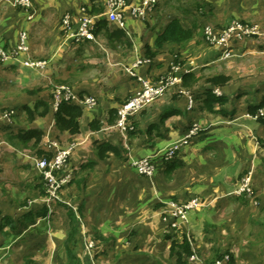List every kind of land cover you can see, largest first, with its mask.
<instances>
[{
	"label": "crops",
	"instance_id": "1",
	"mask_svg": "<svg viewBox=\"0 0 264 264\" xmlns=\"http://www.w3.org/2000/svg\"><path fill=\"white\" fill-rule=\"evenodd\" d=\"M14 1L0 0V43L13 51L25 31L29 46L27 54L0 65V71L10 85L44 82L49 89L25 90L27 85L25 92L9 89L0 93V110L8 113L0 117V264L32 260L39 264L40 259L48 264L57 258L62 264H74L71 257L89 256L95 240L100 245L99 264H166L162 246H157L158 236L149 240L123 237L115 230L121 221L105 218L103 196L109 194L112 201H120L122 182L126 191H131L126 178L153 185L152 180L131 172V158L159 161L161 180L165 176L172 179L170 187L175 191L171 194L193 195L212 203L236 195L241 176L254 170L253 184L264 212V107L260 116L250 111L264 103V44L253 50L259 59L255 76L248 73L246 79L231 78L230 60L237 55L222 59L221 52L195 36L196 29L190 28L184 17L163 7L155 8L144 20L126 10L121 27L107 19L108 0H35L32 14L16 11ZM129 1L139 5L145 0ZM67 13L72 15L68 33L61 26ZM86 16L95 22L93 40L72 38ZM256 16L264 33V0H257ZM173 20L192 30L193 39L184 46L170 43L157 48L158 36ZM27 60L45 61L47 67L27 66ZM174 65L180 67L185 93L194 97L192 111L186 94L169 91L136 120L137 134L124 135L118 128L119 110L141 90L138 77L157 80L168 75ZM129 70L138 77L131 76ZM220 70L224 76H219ZM13 72L17 73L14 79ZM60 86L68 87L80 99L93 97L97 101L94 108L72 103L83 112L75 135L56 128L58 109L53 93ZM23 92L32 97L30 103L21 101ZM209 92L224 103L207 106ZM194 126L200 131L177 152L176 170L168 174L163 152ZM27 132L42 133L41 140L32 136L26 144L21 143L17 136ZM47 140L76 145L68 166L74 179L60 203H47L46 188L30 154L38 155L39 150L51 153L45 147ZM103 145L111 151L103 153ZM141 189L137 186L133 193ZM70 190L71 205L65 200ZM30 201L35 202L31 205ZM88 243L93 245L90 253L84 249Z\"/></svg>",
	"mask_w": 264,
	"mask_h": 264
},
{
	"label": "rangeland",
	"instance_id": "2",
	"mask_svg": "<svg viewBox=\"0 0 264 264\" xmlns=\"http://www.w3.org/2000/svg\"><path fill=\"white\" fill-rule=\"evenodd\" d=\"M156 1L157 3L154 6V9L163 7V10H167L171 13H177L178 15L184 17L185 23L188 26L190 24V28L196 29L195 36L204 42L206 46L216 50L217 52H220V50L210 45L206 41L207 31H219L229 26V24H231L233 21H237L248 25L258 26L259 31L264 34L261 27L257 25L256 22L257 0ZM32 2L34 9L28 10L16 7V11H26L30 12L31 14L34 13L36 9V3L35 0H32ZM124 2L129 5H134L133 2H130L129 0H124ZM20 36V42L18 41L16 45H19L22 40H24L26 46H29L27 32H22ZM262 37H264V35ZM3 44H5V42H1L0 46H4ZM263 44L264 40L260 39V37H254L245 41L243 44H238L235 46V56H237L230 60L231 66L228 68V71L232 73L231 78L244 76V79H246L248 73L251 74L249 77L255 76L253 73L256 70L259 59L258 55L254 53V48H259L260 45L262 46ZM219 72V76H224L221 74V70ZM3 73L4 72L0 71V93L9 89L12 92L22 91L27 85L29 88L26 87L27 89L25 90L36 91L40 89H49L46 86L47 83L44 82H40L36 85H34L35 83L30 82L23 87H16L15 83V85H10L5 78V74ZM11 75H14V79L17 73L13 72ZM41 78L43 77L41 76ZM32 85L34 86L32 87ZM50 90L52 91L53 89ZM171 91L176 92V89H172L170 92ZM24 92L21 101L30 103L32 97L28 94H25ZM180 92L181 91L179 90L177 91L178 94ZM179 95L184 96L183 94ZM144 111H142L135 118H132L130 122L138 120ZM191 111L192 110H189V112ZM7 114H4V112L0 110V117H4V115L7 117ZM50 142L53 143L52 141ZM46 143L48 145L44 146L48 150H51V157H53L57 149L53 146H49L48 140L45 141V144ZM57 143L58 148L61 149H66L72 145H62L60 144L61 142L59 143L58 141ZM30 154L34 162L35 160L52 159L51 157L41 158L37 154ZM176 158L177 156L174 158V160H172V162L175 161ZM70 159L68 160L66 167L63 168L59 173L60 176L71 173L74 177L73 173L68 169V166L71 162ZM128 163L129 168H131V172L133 170L136 174H138L136 170L131 167L130 161ZM153 165L155 169L151 178L141 176L152 180L153 185L146 183V185H140V183H135L133 179L131 180L126 178L125 182H130L129 188H131V191L128 193V191H126L127 185L122 182L120 185V201H112L109 194L103 196L104 200L102 199L101 205L104 204L103 206H105V218L118 219L122 223L120 227L115 226L116 231H119L123 237L134 238V236H136L142 238L141 240H149L151 237L158 236V239H156L158 240L157 246H162L160 249L162 253H164V258H162V260L167 261L166 264H177V257L173 256L172 245L173 242H177L178 245H182L185 239L188 241L190 250L192 252L191 256H185L186 264H214L217 260H219L220 257L226 255L230 256L228 264H264V212L261 211V204L259 202L260 200L257 189L253 184V177L255 173L254 170H250L245 175L241 176L242 178H240L238 181L235 190V192L239 190L244 184V179L249 177L250 186L252 189L251 194L244 192L240 194L236 193V195L230 196L225 200L212 203V201L210 202L204 199L200 200L197 196L193 195H177L176 192L171 194V191H175L173 185L170 187L169 180L172 181V179L165 176L164 181H162L160 178L162 172L159 161L153 158ZM41 181L43 182L42 178ZM137 186L142 188L141 192L139 193L137 191L136 193H133V190L135 187L137 188ZM44 187L46 188L45 183ZM67 187L63 188L59 192L57 203L61 202L62 198L64 197V192L69 190ZM150 189L151 191H149ZM70 194H72L71 190L68 192V198H66L65 194V200L68 203L70 201ZM237 196L240 198L236 200ZM194 199L200 200L202 205L197 209L190 210L187 215V221L182 223L179 222L175 211L172 208V204L182 205L189 203ZM34 202L35 201H30L29 203L32 205ZM175 225L178 226L174 227ZM98 243V240H95V249L93 248L92 253H90V250H88L90 255L87 256L85 251V258L79 259V261H82L84 264L89 260V263L87 264H99L97 258V249L100 247V245ZM140 243L144 244V241ZM89 244L90 243H88L86 246L88 247ZM179 250H181V248L177 247L176 251ZM100 251L103 250L100 248ZM166 254H168V256H166ZM91 259L94 263H91ZM37 262L39 264H47L46 260L43 259L37 260ZM34 263H36L35 260L28 262V264ZM62 263L63 260L60 258L52 260L51 263L48 262V264Z\"/></svg>",
	"mask_w": 264,
	"mask_h": 264
},
{
	"label": "built area",
	"instance_id": "3",
	"mask_svg": "<svg viewBox=\"0 0 264 264\" xmlns=\"http://www.w3.org/2000/svg\"><path fill=\"white\" fill-rule=\"evenodd\" d=\"M156 0H145L139 5H129L124 0H108L107 3V19L111 22L118 23L121 27H124V12L129 10L130 14L140 20H144L154 9ZM15 7L32 10L34 5L32 0H15ZM72 15L70 13L65 14L62 19V29L68 33L72 27ZM94 19L91 17H84L81 20L80 26L75 34H71L74 39L85 38L93 40L92 30L94 28ZM263 34L259 31L258 26L248 25L241 22L233 21L229 26L219 31H207L206 41L216 47L221 52L222 59H230L235 56V46L243 44L245 41L254 37H262ZM27 46L24 40L19 46L13 50L8 51L3 46H0V64H5L10 61H18L22 54H27ZM264 53V47L263 51ZM27 66L36 68H46L47 62L45 61H31L25 62ZM180 70L179 66L174 65L171 72L157 80H151L145 77H138L133 70H129V74L133 77H138L141 84V90L135 94L131 99L127 100L119 110V122L118 127L121 132L126 135L127 129L132 118L138 116L142 111L156 103L164 95H166L172 89H178L180 94H186L189 99L188 110L194 108L195 100L189 93H185L183 87V79L178 74ZM63 101L71 103H78L87 107L97 106V101L93 97L78 98L74 92L66 86H60L54 90V106L58 109L59 105ZM200 128L194 126L187 136L182 140L172 144L163 152V158L165 162L174 160L177 152L198 132ZM3 142H0V146ZM55 147L57 150L54 153L51 160L41 159L35 160V167L38 170L47 191V203L53 200H57L59 192L67 187L73 179L71 173L60 176L59 173L66 167L68 160L71 158L76 145H70L66 149L58 148L57 143H51V147ZM130 165L140 176L151 178L154 174L153 158L142 159H130ZM251 194L252 189L250 186V178L244 179V184L240 187L235 194L240 193ZM202 205L201 201L194 199L189 203L177 205L172 204V208L175 211L176 217L179 222L187 221V215L192 209H197ZM175 225L174 227H177ZM93 245L90 243L87 250H90ZM194 257V256H193ZM230 256L226 255L221 260H217L214 264H228ZM91 263H94L91 259Z\"/></svg>",
	"mask_w": 264,
	"mask_h": 264
},
{
	"label": "trees",
	"instance_id": "4",
	"mask_svg": "<svg viewBox=\"0 0 264 264\" xmlns=\"http://www.w3.org/2000/svg\"><path fill=\"white\" fill-rule=\"evenodd\" d=\"M193 37H194V32L192 30L185 28L179 20H173L170 23V25L167 27V29L161 35L158 36V38L156 40V47L162 48V47H164V45L170 44V43H175V44H178L179 46H184L189 41H191L193 39ZM151 55H152L151 50H148V56H151ZM0 65H2V64H0ZM184 80H185V78H184ZM53 100H54V93H53ZM213 103L222 104V103H224V99L216 98L214 95H212L211 92H209L208 100H206V104L208 106L209 104L213 105ZM263 104L256 107V108H253V110H250L251 113L253 115L254 114L256 115L259 112L260 108L264 107ZM82 113L83 112H82L81 107L73 105L71 102L63 101L59 105L58 110L56 112V128L58 130H60L61 132L67 131L73 135L79 133V131H80L79 119L81 118ZM257 115L260 116V112ZM153 128H154V126H152V128H149L146 133H148V135H149ZM127 133H128V136H133V135L138 133L136 121H132L129 123ZM32 136H36L37 140L40 141L41 137H42V133H40V132H27L26 134L18 135L17 139L21 143L26 144V142L30 141V138ZM111 149H112L111 147L106 146V145H103L100 147V150H103L102 151L103 153H107V152L111 151ZM38 156H40L41 158L51 157L52 154L48 153L46 151L39 150ZM101 157H103V155H101ZM175 161L166 162V164H167L166 170H167L168 174H172L175 172V170H176ZM72 181L70 182V184L72 183ZM177 247H180L181 250L176 251ZM172 252H173V256L177 257V264H186L185 256H191V254H192L190 247H189V244H188V241L186 239L182 245H178L177 242H173ZM223 257L224 256L220 257L219 260H221ZM71 259L74 262V264H81V262L78 259H76L74 257H71Z\"/></svg>",
	"mask_w": 264,
	"mask_h": 264
}]
</instances>
